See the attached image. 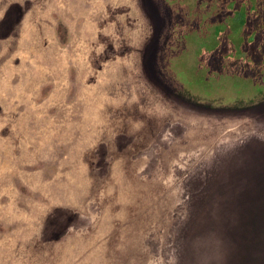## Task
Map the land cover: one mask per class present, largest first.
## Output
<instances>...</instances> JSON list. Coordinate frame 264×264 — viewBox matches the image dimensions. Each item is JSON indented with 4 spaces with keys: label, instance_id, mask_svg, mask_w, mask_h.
Listing matches in <instances>:
<instances>
[{
    "label": "rangeland",
    "instance_id": "374dc122",
    "mask_svg": "<svg viewBox=\"0 0 264 264\" xmlns=\"http://www.w3.org/2000/svg\"><path fill=\"white\" fill-rule=\"evenodd\" d=\"M0 264H264V0H0Z\"/></svg>",
    "mask_w": 264,
    "mask_h": 264
}]
</instances>
